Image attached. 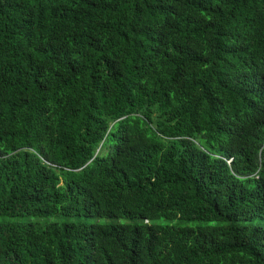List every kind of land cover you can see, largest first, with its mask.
<instances>
[{
    "label": "trees",
    "instance_id": "16d2710c",
    "mask_svg": "<svg viewBox=\"0 0 264 264\" xmlns=\"http://www.w3.org/2000/svg\"><path fill=\"white\" fill-rule=\"evenodd\" d=\"M257 219L264 0H0V264H264Z\"/></svg>",
    "mask_w": 264,
    "mask_h": 264
},
{
    "label": "rangeland",
    "instance_id": "374dc122",
    "mask_svg": "<svg viewBox=\"0 0 264 264\" xmlns=\"http://www.w3.org/2000/svg\"><path fill=\"white\" fill-rule=\"evenodd\" d=\"M55 219H59V220H68L71 222H75V223H90V224H96V223H100V224H118V223H129L131 221H128L127 219H112V218H96V217H92V218H87L84 215L83 216H78V215H73V216H63V215H58V216H50V217H44V218H37L36 220H39L41 222H47V221H53ZM258 223H262L264 224V219H257L256 220ZM160 224H170V225H182V224H186L189 225L191 227H198L201 224H204L202 222H191V223H186V221L184 220H160L159 221Z\"/></svg>",
    "mask_w": 264,
    "mask_h": 264
}]
</instances>
